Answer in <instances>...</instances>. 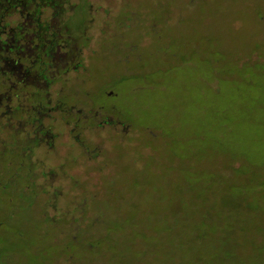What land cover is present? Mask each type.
<instances>
[{
  "label": "rangeland",
  "instance_id": "374dc122",
  "mask_svg": "<svg viewBox=\"0 0 264 264\" xmlns=\"http://www.w3.org/2000/svg\"><path fill=\"white\" fill-rule=\"evenodd\" d=\"M93 10L114 34L75 85L111 124L60 195L0 150V264H264V0Z\"/></svg>",
  "mask_w": 264,
  "mask_h": 264
},
{
  "label": "flooded vegetation",
  "instance_id": "af4514ba",
  "mask_svg": "<svg viewBox=\"0 0 264 264\" xmlns=\"http://www.w3.org/2000/svg\"><path fill=\"white\" fill-rule=\"evenodd\" d=\"M96 1L0 0V150L24 155L19 163L27 160L30 177L56 190L54 181L65 176L56 171L64 155L76 161L67 145L95 158L89 144L96 128L112 121L75 85L84 81L97 43L114 34L107 17H95ZM81 2L89 12L84 24Z\"/></svg>",
  "mask_w": 264,
  "mask_h": 264
}]
</instances>
